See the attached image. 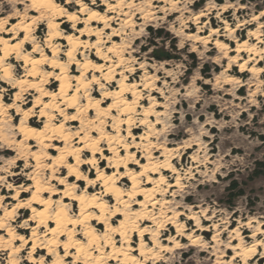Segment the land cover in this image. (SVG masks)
I'll return each mask as SVG.
<instances>
[{"label": "rangeland", "instance_id": "1", "mask_svg": "<svg viewBox=\"0 0 264 264\" xmlns=\"http://www.w3.org/2000/svg\"><path fill=\"white\" fill-rule=\"evenodd\" d=\"M54 1L66 13L74 14L77 22L84 20L76 6L79 0ZM118 1L120 5L114 12L126 15L121 16L122 21H119L118 25H113L104 32L100 48L105 54L109 47L117 46L115 58L113 55L109 57L114 65L118 59L122 62L114 76H104V73L88 74V79L92 76L97 78V84H90L78 92L77 104L82 107L85 104L84 96L88 94L91 99L100 101L101 109H107L112 100L103 98L105 90L101 88L108 89V85H111L112 88L107 91H113L116 80L125 77L129 84L134 85L139 96H123L136 103V108L128 115L109 111L99 118L94 116L93 110L89 113L82 112L77 115L72 129L69 125L66 127L71 133L80 132V137L90 135L97 139L99 132L92 128L93 124H100L101 132L114 136L117 132L116 120L132 117L131 128H137L132 135L137 139L135 144L131 139H126V143L133 146V152L138 151L135 154L137 164L145 163V152L136 145L140 142L138 137L147 133L155 147L166 144L171 150V165L176 175L165 172L164 176L171 183L175 182L177 176L180 177L179 187L173 188L169 192L172 197L168 194L167 199L172 201V209L176 208L172 210L173 214H182L177 224L185 227L187 231L183 233V237L177 236V247H173L172 243L163 242L169 247L158 254L155 264H227L232 251L225 254V260L219 257L226 247H229L228 242L234 237L232 232L238 234L244 243L249 244L252 242L249 236L254 233L257 224H252V229L247 226L258 217H262L259 221H264V61L259 64L262 70L259 75L239 73L238 66L230 63L231 58L223 59L222 52L219 53L214 47L216 38L209 44H202L194 42L189 36L203 37L208 35L211 29L224 34V27L228 25L236 31L221 39V42L230 50L235 49L238 42L245 41L247 33L260 25L263 27L261 33L264 41V15L255 23L251 21L255 16H260L261 12L264 13V0H141L139 11L130 9L131 0H108L107 4L116 6ZM83 2L87 5L91 3L89 0ZM94 2L95 11L108 15L105 12L106 7L101 5V0ZM200 14H204V17L196 21L195 17ZM61 21L60 31L63 35L71 33L77 36L78 30L84 26H73L72 23H66L65 19ZM196 22L198 24H195ZM47 24L48 19L41 12L31 11L25 0H0V39H12L10 44L19 49L20 55L39 57L44 53L47 58L52 57L44 42L48 33ZM240 24L242 25L238 27ZM20 26L28 27L30 41L24 40ZM114 30L117 31L118 37L115 41H110ZM95 40L93 38L89 42L88 49L77 48L75 59L78 62L88 59L104 64L106 68L109 64L103 62L104 58L98 60L94 50L90 49ZM54 43L58 45L56 56L69 75L72 89L69 94H72L76 87L74 79L80 75V71L76 66L70 65L69 59L64 56L68 50L65 40ZM35 46L37 49L32 52ZM1 47L2 44L0 49ZM231 56H235L234 52ZM243 57L246 58L247 55L243 54ZM228 63L233 68L230 74H225ZM1 66L6 67L9 72L7 78H3L0 73V102L5 108L0 116V221L5 223L4 227H0V264H6L8 253L3 250V241L7 238L5 229L10 227L15 232L18 230L16 235L23 238L28 239L30 236L29 229L21 230L25 227L23 222L30 216L28 209L14 210L10 217L6 216L16 203L12 199L16 191H27L18 196L17 199L21 201L29 198L32 191L29 178L34 169V162L29 152L20 147L21 137L15 128L18 125H30L39 130L44 128L46 119L40 117L39 110L48 100L44 99L34 107L38 94L29 85L40 82L48 92H56L58 82L54 78L59 71L45 67V78H28V68L14 55ZM49 73L51 76L47 77ZM229 77L231 82H227ZM57 103L59 106L63 105L58 100ZM64 107L60 106L61 109ZM144 109L151 110V122L148 123L151 126L148 129L141 126L145 117ZM67 113L68 116L76 114L75 110ZM47 115L52 118V125L62 122L55 110H48ZM94 119L97 120L96 123L92 122ZM120 127L124 130L121 131V137L125 139L126 126ZM99 143L102 153L109 157L110 154L105 151L104 139ZM29 144L33 146V152L43 151L34 141ZM48 145L63 146L57 142ZM154 150L151 149V152ZM48 153L50 158L57 155L56 151ZM159 154L156 153L155 156ZM89 157L90 154L87 153L83 160ZM96 157L98 168L103 169L106 162L101 161L99 155ZM46 163L50 164L51 161ZM27 164L30 167L27 168ZM135 170L138 171V168L135 167ZM40 172L37 176L45 178L46 182L49 172ZM59 172L60 176L67 175L64 168L59 169ZM94 172V169L86 165L82 173L92 180L95 178ZM42 174L45 176L42 177ZM72 182L74 178H71L70 183ZM85 185V182H80L79 188L82 189ZM129 186L130 183L125 179L123 189L127 190ZM62 189L63 187L57 188ZM160 194L162 195L163 191H159L158 195ZM57 197L60 195L56 196L55 200ZM107 202L109 205L114 204L112 200ZM197 206L199 207L194 208ZM68 211L71 215H77V203L72 202ZM193 214L201 221L197 228L202 231L194 234V237L198 238V246H190L187 239L192 230L196 229L194 221H187V217ZM211 217H214V220ZM205 219L208 221L204 222ZM28 224L33 225L30 222ZM116 225L117 221L113 223V226ZM162 228L166 230L164 234L161 233L162 238L172 240L176 236V230L171 225L166 224ZM97 229L99 234L103 232L102 225ZM214 238L218 239L216 246L211 242ZM145 242L149 247H153L149 237H146ZM137 243L138 237L133 234L131 246L136 247ZM232 243L236 245L237 241ZM261 253L262 250L259 249L258 257H261ZM44 254L43 251L36 255V258ZM25 255L26 253H22L19 259L23 260ZM51 260L52 257H49L45 263H50ZM148 264L154 263L151 261ZM258 264H264V259Z\"/></svg>", "mask_w": 264, "mask_h": 264}, {"label": "bare ground", "instance_id": "2", "mask_svg": "<svg viewBox=\"0 0 264 264\" xmlns=\"http://www.w3.org/2000/svg\"><path fill=\"white\" fill-rule=\"evenodd\" d=\"M25 1L31 11L41 12L48 19V33L44 42L46 44L45 48L51 53L52 57L49 59L44 53H41L39 57L22 56L19 49L10 44L12 39H0V44H2L0 49V73L3 78L8 77V69L1 65L9 61L10 57L14 55L28 68V78L34 80L37 77L45 78L43 72L45 67L50 70H58L59 72L54 78L58 82V89L56 92L50 93L44 85H40V82L31 83L29 86L38 94L34 107H37L42 100H48L43 103V107L39 110V115L41 118L45 117L46 124L42 130L30 125H18L15 128L21 137L20 147L29 152L34 162V169L30 172L29 178L32 182V191L29 198L22 201L17 198L20 194L27 193V191H16L12 197L16 203L6 216L10 217L14 210L28 209L30 216L23 222L25 227L19 229L24 231L29 229L30 236L28 239L23 238L21 235H16L18 230L15 232L10 227L5 229L7 238L3 241V250L8 253L6 264H25V262L29 264H67L69 260H71V264H148L151 261L155 264L157 263L158 254L166 251L169 247L163 242L172 243L173 247H177V236L183 237V233L187 231L185 227L177 224L182 214H173L172 210L176 208L172 209L173 203L167 199L169 192L180 185L179 176L176 177L174 183L167 181L164 176L165 172H170L172 176L176 175L171 165V150L167 148L166 144L155 147V143L150 141L151 136L149 137V134L144 133L143 136L138 137L140 142L136 145H139V149L145 152V163L137 164L135 154L138 151L133 152V146L126 143V139H131L130 141L135 144L137 139L136 136L132 135V132L137 129L131 128L132 117L116 120L115 128L117 132L114 136L101 132L100 124L92 125V128L99 132L97 139L90 135L80 137V132L71 133L70 131L73 128L72 124L77 121V115L82 112L89 113L93 110L94 116L99 118L103 116L104 112L109 111H117L121 115H128L136 108V103L130 102L123 96V94L132 97L137 96L136 88L134 85L129 84L125 77L116 80V87L113 91H107L112 88L111 85H108V89L101 88L105 90L102 94L103 98L112 100L111 105L105 109L106 111L101 109L100 101L91 99L88 94L84 96L85 104L82 107L77 104L78 92L90 84H97V78L92 76L88 79V74L115 75L116 69L122 60L118 59L117 64L114 65L109 56L113 55L115 58L117 46L109 47L105 54H103L100 46L102 45L104 32L109 30L111 26L118 25V22L122 21L121 16L125 17L126 13L119 15L114 12V9L120 5V1L116 6H113V4H107L108 0H101V5L106 7L105 12L108 14L106 15L94 10L96 7L94 0H89L91 3L88 5L83 2L84 0H79L76 6L79 8V13L84 17V20L77 22V17L74 14L66 13L54 0H42L43 7H32L33 0ZM111 1L113 2V0ZM140 1L131 0L129 2L130 9L139 11ZM158 1L163 2L164 0ZM263 15L264 13L261 12L260 16H255L251 21L255 23ZM203 17L204 14H200L195 17V20L198 21ZM62 19H65L66 23H72L73 26L77 24H83L84 26L78 30L77 36L71 33L63 35L60 31ZM195 24H198V22ZM248 26L253 25L248 24ZM262 28L259 25L255 30H250L245 41L238 42L235 49L230 50L226 44L221 42V39L231 36L236 31L228 25L224 27L225 36L219 34L217 30L211 29L206 36L193 37L191 35L189 37L194 42H201L202 44H209L213 38H216L213 42L214 47L218 49L219 53L222 52L223 59L231 58L230 63L233 66H238L239 73L248 72L251 75H259L262 73L259 64L264 61ZM20 32L24 33L25 41H30L27 26H20ZM117 37V31L114 30L110 41H115ZM93 38L96 40L94 46H91L90 49L94 50L98 60L104 58L103 62L109 64L106 68L104 64L95 63L88 59L82 62L75 59L77 48L88 49L89 42ZM59 40H65L68 50L64 56L69 59L70 65L76 66L80 71V75L74 79L76 87L72 94H69L72 90L69 75L63 63L56 56L58 45L54 41L57 43ZM36 49L35 46L32 52H35ZM233 52L235 56H231ZM243 54H246L247 57L244 58ZM230 63L227 64L224 70L225 74H230L232 71L233 67L230 66ZM50 76L49 73L47 77ZM227 82H231L230 77ZM57 100L60 101V104H63L60 106H65L63 109L60 108ZM48 110H55L57 115L62 118V122L58 125H52V118L47 115ZM70 110H75L76 114L68 116L67 111ZM4 111L5 108L0 102V116ZM150 114V109L143 110L145 117L141 121V126L147 129L151 126L148 124L151 122L149 121ZM72 117H75V119H72ZM96 121V119L92 120L94 123ZM67 125L70 129L66 127ZM121 125L126 126L125 139L121 137V131H124L121 130ZM102 139L105 141V151L110 154L109 157L105 156L99 147V142ZM31 141H34L38 148L43 151L33 152V146L29 144ZM51 142L62 143L63 146L54 145L49 147L51 144H48ZM151 149H155L154 152H151ZM49 151H56L57 155L50 158ZM122 152H124L123 155ZM87 153L90 154V157L83 160V156ZM156 153L160 154L156 157ZM97 155L100 156L101 161L106 162L103 169L98 168ZM49 160L51 163L47 164L46 162ZM86 165L95 171V178L92 180H89L82 173ZM26 166L27 168L30 167L28 164ZM135 167L138 168V171L135 170ZM61 168L66 169V176H60L59 169ZM39 171L49 172L46 182L44 181L45 178L37 176ZM43 176L45 175L42 174ZM71 178H74L72 183H70ZM143 178L144 181L141 180ZM125 179L130 183L127 190L123 189ZM80 182L86 183L82 189L79 188ZM58 187H63V189L57 190ZM159 191H163V194H160L161 196L158 195ZM59 195L60 197L55 200V197ZM158 196L160 197L158 198ZM168 196L172 197V194ZM109 200L114 201V204L109 205L107 202ZM72 202L77 203V215H71L68 211V207L72 205ZM170 214H173V216H169ZM119 217H121L120 220ZM260 218L262 217H258L256 221H251L247 226L248 229H252L254 228L252 224H257L254 233L249 236L252 239L251 243H244L243 239L238 237V234L232 232L234 237L228 242L229 247H226L219 258L225 260V254L232 251L233 254L228 258L227 264L260 263L264 259V221H259ZM211 219L214 220V217H211ZM116 221L117 225L113 226ZM187 221H194L196 226V229L192 230L187 236L190 246H198L199 241L197 237H194V234L202 231L199 227L197 228L201 221L194 214L189 215ZM29 222L33 225H29ZM166 224L171 225L176 230V236L172 240H166L161 236V233L166 231L162 228ZM4 225L5 223L0 221V227H4ZM101 225L103 226V232L99 234L97 228ZM152 228L156 230L153 231ZM41 229H43L42 232ZM133 234L138 237L136 247L131 246ZM260 236L261 239H259ZM146 237L150 238L153 247H149L145 242ZM233 241H237V244L234 245ZM211 242L216 246L218 239L214 238ZM259 249L262 250L261 257H258ZM43 251L45 254L37 259L36 255ZM22 253H26V255L23 260H20ZM49 257H52L51 262L45 263Z\"/></svg>", "mask_w": 264, "mask_h": 264}, {"label": "snow or ice", "instance_id": "3", "mask_svg": "<svg viewBox=\"0 0 264 264\" xmlns=\"http://www.w3.org/2000/svg\"><path fill=\"white\" fill-rule=\"evenodd\" d=\"M32 7H43L42 0H33ZM72 119H75V117H72ZM67 264H71V262H67Z\"/></svg>", "mask_w": 264, "mask_h": 264}, {"label": "trees", "instance_id": "4", "mask_svg": "<svg viewBox=\"0 0 264 264\" xmlns=\"http://www.w3.org/2000/svg\"><path fill=\"white\" fill-rule=\"evenodd\" d=\"M233 185H235V183H233ZM237 187V186H236Z\"/></svg>", "mask_w": 264, "mask_h": 264}]
</instances>
